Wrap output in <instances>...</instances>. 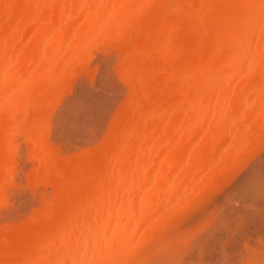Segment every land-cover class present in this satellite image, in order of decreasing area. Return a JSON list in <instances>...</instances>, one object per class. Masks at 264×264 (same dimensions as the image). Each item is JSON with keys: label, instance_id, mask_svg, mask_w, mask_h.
<instances>
[{"label": "bare ground", "instance_id": "1", "mask_svg": "<svg viewBox=\"0 0 264 264\" xmlns=\"http://www.w3.org/2000/svg\"><path fill=\"white\" fill-rule=\"evenodd\" d=\"M94 53L124 93L90 127L58 124L91 133L65 153L48 113ZM263 149L264 0H0V212L33 197L0 224V264H183L205 255L191 239L214 224L220 264H264L263 154L242 204L224 200L239 207L174 231Z\"/></svg>", "mask_w": 264, "mask_h": 264}, {"label": "rangeland", "instance_id": "2", "mask_svg": "<svg viewBox=\"0 0 264 264\" xmlns=\"http://www.w3.org/2000/svg\"><path fill=\"white\" fill-rule=\"evenodd\" d=\"M95 54V53H94ZM101 56V57H100ZM103 57V58H102ZM94 58V59H93ZM100 58V59H99ZM105 58V56H103V55H100V54H98V53H96L95 54V57H94V55L92 56V60L88 63L89 64V69H90V75L89 76H77V77H75L74 76V80H73V77H72V79L70 78V82H68V87L69 88H67V90L64 92V95L63 96H61L60 97V100H57L58 102H56V103H54L55 105L53 106L52 105V107H51V109L52 110H50L49 111V113H48V118H47V126H46V138L49 140V142H51L53 145H56V146H59L60 148L62 147V149H63V152L65 151V153L67 152V153H74V151L76 152V151H78L79 149H81V148H84V146L86 147L87 145H89L88 144V140H86V139H88V137H90V136H88V135H90L89 133H88V131L86 130L88 127H90L89 126V124H91V123H93L94 121H92L93 119L92 118H96L97 116L96 115H98L100 112H102V111H100V109L101 110H106L108 107H109V104L111 105L112 103L111 102H115V101H118V98L120 99L121 97H122V95H123V93H122V91H117L116 89H114L113 87H112V89L113 90H111V84L109 85V83H107L106 81H108L107 80V78H105L104 79V77L105 76H107V74L108 73H110V77L113 79V81H114V83H117L118 82V85L119 86H121L122 87V85L120 84V82L118 81V78L116 77V76H113L112 74H111V72L110 71H107V69H108V67H107V61L104 59ZM105 61H104V60ZM102 60V61H101ZM106 64H105V63ZM105 65H104V64ZM104 67V68H103ZM104 70V71H103ZM93 72V73H92ZM103 74V75H102ZM77 78V79H76ZM90 78V79H89ZM102 78V79H101ZM117 78V79H116ZM116 79V80H115ZM105 82V83H104ZM103 83V86L102 85H100V84H102ZM107 83V84H106ZM108 85V86H107ZM101 86V87H100ZM103 87V88H102ZM105 87H107V88H105ZM110 88V89H109ZM100 89H102V91L103 92H105V93H101V90ZM110 91H108V90ZM105 90H107V91H105ZM114 91H115V93H114ZM86 92V93H85ZM107 92V93H106ZM91 93V94H90ZM113 93H114V95H113ZM103 94V95H102ZM120 94H121V96H120ZM79 95H81V96H79ZM108 95H111L110 97L111 98H109V96ZM120 97H119V96ZM89 96V97H88ZM106 96H108V97H106ZM81 97V98H80ZM85 97V98H84ZM93 97V98H92ZM113 97L115 98L114 100H113ZM91 98V99H90ZM107 98H109V99H107ZM62 99V100H61ZM83 99H85V100H83ZM101 99V100H100ZM107 99V100H106ZM112 99V100H111ZM89 100V102H87V101ZM96 102H95V101ZM111 100V101H110ZM80 101V102H79ZM86 101V102H85ZM95 103H94V102ZM105 101V102H104ZM60 102V103H59ZM74 102V103H73ZM92 103V104H91ZM107 105H106V104ZM94 104V105H93ZM69 105V106H68ZM90 105H92V106H90ZM85 106V108H83ZM89 106V107H88ZM95 106H96V108H95ZM106 106H108L107 108H105ZM73 107V108H72ZM81 109H80V108ZM72 108V109H71ZM78 108V109H77ZM92 110H91V109ZM105 108V109H104ZM68 109V110H67ZM83 110V111H82ZM64 111H66V112H64ZM74 111V112H73ZM89 111H91L90 113H89ZM95 113H94V112ZM64 112V113H63ZM68 113L69 114H71L70 116L68 115ZM76 113V114H75ZM50 114V115H49ZM64 114H65V116H64ZM67 114V115H66ZM88 114V115H87ZM92 117H91V116ZM50 116V117H49ZM62 116H64V117H62ZM66 116H68L67 118L68 119H70V117H71V119H79L80 121H83L88 127L85 129V131L83 130V129H80L81 131H79V128H77V130H78V132H80L79 134H78V132L76 131V128H74V130L76 131V133L78 134H76L75 133V131L73 130V128H70V130H69V128H68V130L67 131H62V129H63V127L65 126V121H67V118H66ZM62 117V118H61ZM90 117V118H89ZM62 119V120H61ZM70 119V120H71ZM48 120H49V123H48ZM62 121L64 122L63 124H62ZM72 121V120H71ZM92 121V122H91ZM58 124H62L63 125V127L61 128V126L60 125H58ZM94 124V123H93ZM85 125V126H86ZM60 126V127H59ZM67 126H65V128H66ZM67 129V128H66ZM68 131H70L69 132V134L67 135L65 132H68ZM71 131H74V133L73 132H71ZM84 131V132H83ZM86 131H87V133H86ZM83 132V133H82ZM62 133V134H61ZM71 134V135H70ZM74 134V135H73ZM64 135V136H63ZM74 137H73V136ZM77 135V136H76ZM85 135H86V137H85ZM81 136H83V137H85V138H83V137H81ZM88 136V137H87ZM78 137V138H77ZM71 138V139H70ZM72 138H73V140H72ZM67 139V140H66ZM77 141H76V140ZM85 139V140H84ZM83 140H84V142H87L86 144H84V142H83ZM91 140V139H90ZM93 141V140H92ZM81 142V143H80ZM83 144V145H82ZM78 145V146H77ZM81 145V146H80ZM71 146V147H70ZM66 147V148H65ZM68 147V148H67ZM75 147V149H73V148ZM70 148H71V150H70ZM65 149V150H64ZM78 149V150H77ZM70 150V151H69ZM264 155V149L261 151V153L260 154H258V155H256L255 157H253L252 158V160H251V163L248 161V165L246 166H242L243 168H239V169H236L235 171H234V173H233V175H231V177H229V179H228V181H226L227 183L224 185V187L223 188H221L217 193H215V194H211V195H209V194H207L206 196H208L207 198H203V201H204V204L205 205H207V206H205L204 204H202L203 203V201H202V197H201V203H200V205H198L197 206V204H199L198 202L195 204V205H193L192 206V208H190V209H187V211L184 213V215H181L178 219L179 220H177L178 222L176 223V225H177V227H176V225H175V227H174V231L175 232H180V231H185L186 229H189L188 227H190V228H192L193 226H192V224L194 225L196 222L198 223L199 221H201V219H203V217H205L207 214H209V212L210 211H208V209L209 208H211V209H209V210H213L214 211V208H215V210L218 208L217 206H219V205H221V203H223L222 205H221V207L220 208H218L217 209V212H218V215H221V217H223L222 216V214H221V212L222 213H224V214H226L228 211H231V209L233 208L234 209V206L235 207H239L238 205L239 204H242L241 203V199H239V198H241L240 197V193H239V190H240V186L244 183V179H245V177H247L246 176V174L248 175V173L250 172V170L252 171L254 168H256L255 167V165L256 166H258L260 163H261V161H262V159L263 158H261V157H264L263 155ZM262 155V156H261ZM261 156V157H260ZM260 158V159H259ZM259 159V160H258ZM261 160V161H260ZM259 161V162H258ZM256 163V164H255ZM14 164L16 165V168H18L19 170L20 169H22V168H24V164H25V162H24V159L22 158V157H18L16 160H15V162H14ZM255 164V165H254ZM258 164V165H257ZM254 165V166H253ZM254 167V168H253ZM248 172V173H247ZM244 178V179H243ZM241 182H242V184H241ZM238 186V187H237ZM235 187V188H234ZM237 189V190H236ZM236 191H237V193H236ZM16 194V193H15ZM12 195L13 196V198L11 199V197H10V199L12 200L11 202L13 203L14 202V196H15V198H16V196H18L17 197V199H15V201H16V203H18V206H20V205H22L24 202L26 203V202H28L27 200L29 199V201L31 200V199H33V197L30 199V197L32 196H30V194H28V193H17V194H19V195ZM20 194H21V196H20ZM236 194L238 195L237 196V198L235 197L236 196ZM240 194V195H239ZM24 195H26L25 196V198H26V200L23 198V196ZM29 195V197H27ZM20 196V197H19ZM228 197L230 198V197H232L231 198V200H233L234 201V199H235V201L237 202V200L239 199V204L237 203L236 205H235V203L234 202H232L231 204V206H232V208L230 209V208H228V211H227V206H225L224 204H226L227 202L226 201H224V200H226V198H227V201H228ZM239 197V198H238ZM19 198V199H18ZM21 198H22V200H23V202H20V200H21ZM28 198V199H27ZM200 198V197H199ZM198 198V199H199ZM209 199V200H208ZM210 199H211V201H210ZM206 200V201H205ZM209 201H210V203H212V204H210L209 203ZM225 203H224V202ZM19 202H20V204H19ZM196 202V201H195ZM229 202V201H228ZM16 203L14 202L13 203V205H14V207H13V210H12V208L9 210L11 213H13L12 211H14V209H16V208H18V206H16L15 207V205H16ZM233 203H234V205H233ZM208 204H210L209 206H208ZM27 205V204H26ZM201 205H203V206H201ZM226 205H228V203L226 204ZM229 205H230V202H229ZM195 206V207H194ZM224 206L226 207L225 209H223L224 208ZM22 207H24V206H22ZM22 207H20L19 209H16V211H20L21 209H23ZM26 207V206H25ZM24 207V208H25ZM190 207V206H189ZM206 207V208H205ZM208 207V208H207ZM230 207V206H229ZM250 207V206H249ZM221 208H222V210H225V211H222L221 210ZM252 207H250L248 210L245 208V210L246 211H251V212H253V211H255V209L253 210V209H251ZM204 211H203V210ZM207 209V210H206ZM230 209V210H229ZM8 210H2L1 212H0V221H1V223L0 224H4L5 222L7 223V221L9 220V218L11 219V220H13L12 219V217H15L14 215H15V213H13V214H10V212H7ZM12 210V211H11ZM202 210V211H201ZM253 210V211H252ZM219 211H221V212H219ZM202 212H204V213H202ZM226 212V213H225ZM211 213H213L212 211H211ZM201 214H202V216L203 217H200L201 216ZM204 214V215H203ZM214 214H215V216H217V214L214 212ZM223 214V215H224ZM4 216H5V218H4ZM208 216V215H207ZM206 216V217H207ZM2 217H3V219H2ZM218 217V219H219V217L220 216H217ZM195 218L196 219H198V221H196L195 220ZM199 218H201V219H199ZM6 219H8L7 221H4L3 222V220H6ZM205 219V218H204ZM10 221V220H9ZM8 221V222H9ZM192 221H194V222H192ZM192 223V224H191ZM196 223V224H197ZM195 224V225H196ZM251 225V224H250ZM180 226V228H178ZM217 226H219V227H216V224H214V225H211V226H206L201 232H199V233H197V236L196 235H194V237H192L193 238V240L191 239V242L193 243V241H196V240H198L197 241V243L196 242H194V244H192V243H190V247L193 245L194 246V251L196 250V248H195V244H197L196 245V247L198 246V245H200L201 246V248H202V250L201 251H199L198 250V248H197V250L199 251V253L201 252H203V251H205L206 253H208V254H210V257H209V255L207 256V257H205L206 256V253L205 252H203V253H205V255L203 256L206 260V262L208 263V259H209V261L210 260H214V262H215V264H220L219 262L220 261H222V260H219L220 258H218L219 256H217L219 253V249H220V252H221V249L223 248L221 245H222V243L224 244V242L223 241H220L219 243L217 242L216 243V241H219V239H220V237H217V239L214 237V236H217V233L216 232H219L218 230H221L220 232L222 233L223 231H222V228L220 227V225L219 224H217ZM173 227V226H172ZM210 227H213V228H211L210 229ZM251 227V226H250ZM209 228V229H208ZM220 228V229H219ZM180 229H182V230H180ZM208 229V230H207ZM206 230V231H205ZM208 231H211V232H208ZM172 232V231H171ZM175 232H172V235H174V233ZM177 232V233H178ZM212 232H214V235H213V233ZM219 232V233H220ZM204 233H205V236H204ZM206 233H207V236H206ZM215 233H216V235H215ZM219 233H218V236H219ZM169 234H170V232H169ZM176 234V233H175ZM204 237H203V236ZM208 235H209V238H207L208 237ZM213 235V236H212ZM223 235L225 236L226 235V232L225 233H223ZM199 236V237H198ZM227 236V235H226ZM225 236V237H226ZM214 238V240H212L211 238ZM207 238V239H206ZM219 238V239H218ZM224 239V241L226 240L223 236H222V240ZM202 241V243H203V245H202V243H200L201 241ZM246 239H244V241H245ZM205 241H209V243H211V241L213 242V243H215V245L216 244H219V245H217V247L218 246H221L219 249L217 248H215L216 246H214L213 245V243H211L214 247H212V245L211 244H208V247L210 246V248H212V249H208V247H207V243L205 244L204 242ZM221 243V244H220ZM242 244H244V242H242ZM205 246V247H204ZM189 247V248H190ZM213 248H215V249H213ZM191 249H192V247H191ZM190 250V249H189ZM192 251V252H191ZM190 251V253H192V254H189L188 256H190L191 255V259H190V257H187L186 256V258L184 259V257H185V254L184 253H182L181 255H182V257H183V261H184V263H183V261H182V263L183 264H188L187 262L189 261L188 259H190V262L192 263L193 261L195 262L196 260H194V259H197L198 260V262L197 263H199L200 261H199V258L201 259V260H204V258L202 257H200V256H198L197 255V257L198 258H194L195 256H196V254L194 255V256H192L193 255V249ZM217 251V252H216ZM187 252V251H186ZM212 252H216V256H217V259L216 258H214L215 256H214V253H212ZM222 252H224V250L222 249ZM194 253H196V251L194 252ZM225 253V252H224ZM188 254V253H187ZM186 254V255H187ZM184 255V256H183ZM199 255H201V254H199ZM213 255V256H212ZM222 254L220 253V256H221ZM225 254H223V256H224ZM211 257H212V259H211ZM225 257V256H224ZM223 257V258H224ZM188 258V259H187ZM214 258V259H213ZM223 258H221V259H223ZM225 259V258H224ZM223 259V260H224ZM185 261H186V263H185ZM205 261H202L201 263H199V264H202L203 262H204V264H206V262ZM189 262V263H190ZM214 262H212V263H214ZM195 264V263H194Z\"/></svg>", "mask_w": 264, "mask_h": 264}]
</instances>
